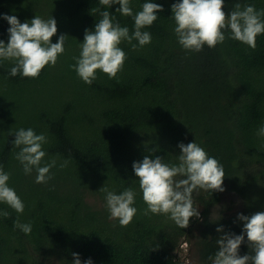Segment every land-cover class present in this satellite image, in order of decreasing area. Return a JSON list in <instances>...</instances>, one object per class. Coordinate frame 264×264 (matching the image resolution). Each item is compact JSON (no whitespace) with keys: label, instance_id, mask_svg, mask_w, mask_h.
<instances>
[{"label":"trees","instance_id":"16d2710c","mask_svg":"<svg viewBox=\"0 0 264 264\" xmlns=\"http://www.w3.org/2000/svg\"><path fill=\"white\" fill-rule=\"evenodd\" d=\"M145 2L131 0L133 13ZM150 2L164 9L144 29L151 43L133 51L122 42L127 58L118 77L97 70V79L88 85L72 67L85 30L94 31L100 11L108 10L131 33L132 17L117 13L119 5L102 8L99 0H0V40L5 43L10 25L4 14L21 23L36 15L53 16L58 32L52 43L61 34L68 36L56 65L46 66L38 78L13 77L14 63L0 61V165L11 173L8 184L25 205L18 214L0 203V211L10 213L0 216V264H72L73 252L82 264L89 258L93 264H179L174 251L198 223L195 251L201 263L210 264L221 235L216 229L237 235L243 229L237 217H211L219 191L193 194L195 205L204 210L185 229L163 214L143 215L147 205L133 163L146 155L176 162L180 143H198L223 165V187L242 197L244 215L264 211V138L256 134L264 125V35L257 37L254 50L228 39L226 32L225 42L214 49L185 51L171 19L179 0ZM237 2L264 9V0H225L224 11L231 12ZM29 127L48 137L45 162L57 158L47 184L35 182V170L25 175L12 150L15 136L10 133ZM64 160L69 163L60 168ZM105 184L116 194L136 191L138 212L129 226L109 220L106 205L94 209L84 201L86 190L105 199L99 191ZM18 219L31 223L30 234L15 227ZM249 253L245 237L240 255Z\"/></svg>","mask_w":264,"mask_h":264},{"label":"clouds","instance_id":"9594fccd","mask_svg":"<svg viewBox=\"0 0 264 264\" xmlns=\"http://www.w3.org/2000/svg\"><path fill=\"white\" fill-rule=\"evenodd\" d=\"M102 8L109 9L119 5L117 13L132 17L134 30L122 27L108 10L100 11L102 17L95 25V30H85L84 42L81 43L79 57L73 59L72 66L78 77L91 85L97 79V70L110 79H116L123 70L126 53L120 47L127 41L133 51L149 45L152 36L150 28L159 18L157 13L163 12L158 3L146 0L142 10L133 13L131 0H99ZM225 0H179L172 5L171 19L174 20L173 32L179 45L189 52L199 53L207 46L214 49L222 45L227 38L255 49L257 37L264 35V9L257 10L252 4H234L231 12H225ZM8 22V42L0 40V61H11L14 66L10 75L18 74L24 78H38L41 71L48 65L55 66L58 57L65 52L68 36L61 34L56 43L52 38L58 32L57 21L51 16L43 19L36 15L30 22L21 23L15 15H3ZM133 41L138 42L133 43ZM257 136L264 138V125L260 126ZM15 159L22 166L25 175L36 172L35 182L47 184L53 176L51 169L57 167V158L45 162L47 153L43 146L48 143L45 133L37 134L33 128H19L11 132ZM181 154L176 162L166 163L164 158L146 155L142 162H134L133 170L139 181L142 198L147 207L143 215L163 214L180 228H187L192 218H200L198 206L195 205L193 194L205 192H223L225 170L223 165L196 142L178 145ZM18 149L19 151H15ZM69 161L64 160L60 168L67 167ZM11 173L0 165V203L6 204L18 214H23L25 205L16 191L9 186ZM99 191L105 194L109 220H117L121 227L129 226L138 209L134 207L136 191L124 189L120 194L102 187ZM0 216H10L7 211H0ZM243 222L242 234L226 232L218 227L221 233L216 240L218 250L209 256L210 264H264V211L251 216L243 213L237 215ZM15 227L24 234L32 232L31 223H21L19 219ZM250 249L249 254L240 255L241 245L245 243ZM72 264H82L80 255L73 252ZM83 264H93L91 258Z\"/></svg>","mask_w":264,"mask_h":264},{"label":"rangeland","instance_id":"374dc122","mask_svg":"<svg viewBox=\"0 0 264 264\" xmlns=\"http://www.w3.org/2000/svg\"><path fill=\"white\" fill-rule=\"evenodd\" d=\"M84 201L94 209H101L106 205V201L100 193L92 190L85 191ZM197 205L199 212L204 210L198 202ZM243 209L244 201L242 197L225 186V190L220 192L219 201L211 205L210 213L211 217L225 216L226 218H236L239 213H242ZM198 225L199 223L190 229L189 234L181 240L179 249L174 251L179 264H203L195 251V243L198 241L200 234ZM51 264L59 263L52 262Z\"/></svg>","mask_w":264,"mask_h":264}]
</instances>
